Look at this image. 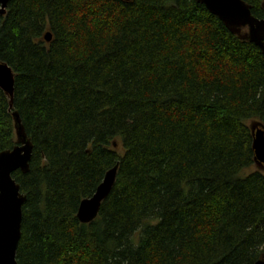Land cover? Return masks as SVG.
Segmentation results:
<instances>
[{"label":"trees","instance_id":"obj_1","mask_svg":"<svg viewBox=\"0 0 264 264\" xmlns=\"http://www.w3.org/2000/svg\"><path fill=\"white\" fill-rule=\"evenodd\" d=\"M264 18V0H243ZM51 33L47 42L45 35ZM0 153L33 144L19 264L264 259V53L197 0H11L0 15ZM117 145L116 147L114 146ZM118 165L93 223L78 217Z\"/></svg>","mask_w":264,"mask_h":264},{"label":"water","instance_id":"obj_2","mask_svg":"<svg viewBox=\"0 0 264 264\" xmlns=\"http://www.w3.org/2000/svg\"><path fill=\"white\" fill-rule=\"evenodd\" d=\"M11 0H0V15H5ZM129 2L131 0H121ZM210 13L217 16L224 25L241 40L260 47L264 53V18H256L250 6L243 0H197ZM264 9V2H263ZM47 42L51 33L45 35ZM15 74L12 68L0 62V89L9 98V110L14 109ZM16 146L0 153V264H19L17 249L22 236L23 205L26 196L13 178L16 171L28 173L33 154V144L26 136L25 128L17 112H13ZM252 127L255 162L264 168V127L256 123ZM116 147L117 145L114 144ZM118 165L108 170L95 194L81 202L77 217L82 224L93 223L98 217L102 203L110 195L117 178ZM255 264H264V259Z\"/></svg>","mask_w":264,"mask_h":264},{"label":"rangeland","instance_id":"obj_3","mask_svg":"<svg viewBox=\"0 0 264 264\" xmlns=\"http://www.w3.org/2000/svg\"><path fill=\"white\" fill-rule=\"evenodd\" d=\"M251 126H253L255 123V121H251L249 123ZM256 170H261V171H264V168H261L260 166H258L257 164L255 166H253L249 171H256Z\"/></svg>","mask_w":264,"mask_h":264}]
</instances>
